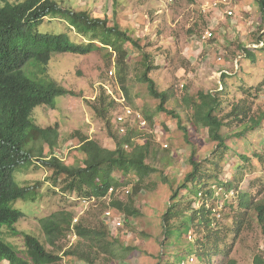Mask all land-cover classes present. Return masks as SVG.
Here are the masks:
<instances>
[{
  "label": "rangeland",
  "instance_id": "rangeland-1",
  "mask_svg": "<svg viewBox=\"0 0 264 264\" xmlns=\"http://www.w3.org/2000/svg\"><path fill=\"white\" fill-rule=\"evenodd\" d=\"M57 1L76 10L86 9L92 16L106 19L109 25L118 24L138 40L139 46L130 41L124 43L128 54L123 71H118L116 53H111L114 49L110 46L98 49L95 44L94 51L88 54L65 52L52 56L47 75L69 89L70 93L57 97L56 107L40 105L33 114L38 125L47 127L58 123V146L54 154L66 164L82 162L84 154L78 148L80 137L74 134L76 131L99 140L104 146H115L109 136L106 120L97 115L91 106L102 88L116 100L109 113L113 131L117 132L119 127L116 117L122 115L127 107L134 111V115L136 112L144 116L154 114L153 124L147 122L143 125L134 117L130 122L142 132L143 135L138 137L141 143L146 141V137L151 138L152 149L147 162L156 171L143 179L131 173L129 184L118 190V196L123 200L128 199L127 190H131V195L134 193V206L140 214L128 217L123 211H117V215L124 219V225L115 229L110 224L112 230L107 238H118L121 247L118 245V252L122 255L110 263L101 259L97 264H179L180 257L188 253L196 239V233L191 230L181 240L175 234L167 236L163 214L176 191L178 199L186 192L181 184L186 182V175L192 171L191 157L205 166L213 167L205 159L218 145L210 138L206 127L192 125V109L185 98L196 97L199 92H211L223 102L222 110L218 113L230 123L223 127L230 150L227 160L223 162V170L216 172L219 180H229L236 175L239 167L246 168L235 190L226 191L224 188L219 192V200L212 201L216 204L223 201L217 217L232 227L236 225L232 218L239 213L236 211L239 194L248 191L254 197L263 196L264 118L260 126L253 128L252 117L264 113V45L262 49L260 42L264 41V14L256 0H230L218 9L216 0ZM2 4L3 0H0V6ZM228 9H232L234 14L227 15L225 10ZM209 25L215 27V36L203 41L201 35ZM41 30L66 32L71 39L88 43L87 38L69 28L62 20L46 19ZM255 44L260 48H255ZM246 48L254 51L256 60L245 56ZM151 61L153 68L150 75L159 90L171 92L172 96L165 106L180 113L182 124L189 131L188 138L177 118L157 112L160 99L153 97L148 84L141 80L148 66L152 65ZM235 106L236 110L246 107L245 113L237 116L233 109ZM44 151L45 155L50 156L47 145H44ZM210 172L215 174L214 171ZM52 175L49 167L37 161L15 172L19 184L37 190L35 199H19L12 203L23 211L24 216L13 225L15 232L3 225V237L24 254L26 246L23 234L30 233L37 236L49 251L62 257L54 264H89L65 251L76 244L84 249L87 244L89 247L85 246L86 249L92 248V256H96L102 253L99 247L89 245L71 230L58 234L51 241L43 221L52 215H59L61 211H69L87 225L100 227L104 212L110 207V197L102 201L84 202L76 193L63 192L60 182L55 186ZM115 175L124 180L121 173L116 171ZM137 187L139 191L136 194ZM229 203H233V209ZM176 221L173 220V224ZM256 254L264 257V231L251 211L250 220L236 242L231 259L235 261L234 264H254ZM187 257L194 259L188 264H229L222 262L221 254H213L212 263L199 261L195 254ZM0 264L9 263L5 260Z\"/></svg>",
  "mask_w": 264,
  "mask_h": 264
},
{
  "label": "trees",
  "instance_id": "trees-1",
  "mask_svg": "<svg viewBox=\"0 0 264 264\" xmlns=\"http://www.w3.org/2000/svg\"><path fill=\"white\" fill-rule=\"evenodd\" d=\"M256 1L264 14V0ZM53 18L66 22L69 28L87 38L88 43L77 42L66 32L41 30L44 21ZM128 41L136 47L139 46L138 40L127 30L118 24L109 25L106 19L94 17L86 9L76 10L63 6L57 0H3L0 6V263L6 260L9 264H54L62 258L58 253L49 251L35 235L23 234L26 246L24 254L3 237L2 226L8 225V228L15 232L13 225L24 216L23 211L15 208L12 203L19 199H35L37 190L19 184L15 172L36 161L51 169L54 185L57 186L60 182L63 192L76 193L77 197L88 202L102 201L109 196V208L123 211L128 217L140 214L134 206V193L131 195L129 190L128 199L123 200L118 196V190L129 184L131 173L143 179L156 171V168L147 162L152 149L151 138L146 137V141L141 143L138 137L143 134L138 127L132 126L130 118L119 125L117 132L112 130L109 113L116 102L112 94L108 95L106 89L102 88L91 106L97 115L106 120L109 136L114 140L115 146H104L99 140L76 131L74 134L80 137L78 148L84 154L80 164H66L54 154V149L58 146V123L47 127L38 125L33 114L40 105L56 107L57 97L70 93L69 89L47 75V66L54 54H88L94 51L95 44L98 49L110 46L114 49L111 53H116L118 71H123L128 54L124 43ZM260 42L264 45V41ZM99 43L103 47L99 46ZM244 53L250 59L256 60L251 49H244ZM151 62L152 65L148 66L141 80L148 84L150 94L160 99L157 112L177 118L188 138L189 131L187 126L182 124L180 113L165 106L172 94L170 91L158 89L155 79L150 75L153 68V61ZM223 76L227 77L226 74ZM123 86L127 92L125 85ZM185 100L192 109V125L206 127L210 138L217 141L218 145L211 156L205 159L213 167L205 166L191 157L192 171L186 175V182L181 184L186 192L178 199L176 191L163 214L165 234H175L178 240H181L182 236L191 230L196 233V239L191 243L188 253L180 257L179 264L189 254H195L199 261L210 263L213 254H221L223 263L234 264L231 254L250 220L251 211L255 213L264 231V186L261 198L254 197L248 191L239 194L236 209L239 213L236 218H232L236 225L230 227L217 217L218 208L223 207V201H218L217 204L212 201L219 200V192L224 188L226 191L235 190L246 168L239 167L236 175L229 180H219V174L216 172L223 170V162L227 160L230 150L223 131V127L230 123L218 113L223 102L218 95L211 92H199L196 97ZM233 109L237 116H241L246 107L236 110L235 106ZM142 116L146 124L154 123L153 113ZM263 118L264 113L256 118L252 117L254 125L251 126H260ZM122 126L125 128L124 132L120 131ZM44 145L49 147L50 156L45 155ZM255 155L262 159L259 154ZM116 171L121 173L124 180L115 175ZM136 189L137 194L139 189ZM229 206L232 209L234 207L233 203H229ZM73 218V213L61 211L59 215L45 219L44 228L50 240L58 234H64L66 230H71ZM173 220H177L175 224ZM100 223V227H92L79 218V222L73 226V231L80 239L89 242V245L99 247L101 254L92 256V248L87 250V244L84 249L80 248L79 244L73 248L69 247V250L65 251L66 254L78 256L89 264H97L101 259L110 263L120 258L122 253L118 252V238H107L111 231L108 222L104 218ZM123 248L125 249L124 246ZM127 249L130 250V247ZM254 264H264V257L256 254Z\"/></svg>",
  "mask_w": 264,
  "mask_h": 264
},
{
  "label": "built area",
  "instance_id": "built-area-1",
  "mask_svg": "<svg viewBox=\"0 0 264 264\" xmlns=\"http://www.w3.org/2000/svg\"><path fill=\"white\" fill-rule=\"evenodd\" d=\"M229 1L230 0H216L215 4L217 5V9L222 4H228ZM225 13L231 16L234 14V11L232 9H228V10H225ZM214 36H215V27L209 25V27L201 35V39L203 41H206V40H210ZM261 44L263 45V42H261ZM255 47H259V45L255 44ZM133 117H134V120L138 121L139 123H142L143 125H146V120H144L142 114H140L139 112H136V115H134V111L129 107L126 108L125 112L122 115L117 116V121L120 124H122L126 119H129V118L131 119ZM120 130L121 132H124L125 128L122 126ZM127 192H129V190H127ZM105 216L107 217L108 221L110 222L111 225H113L115 229L121 228L123 226L124 219H122L121 216L116 215L113 210L111 209L106 210ZM192 261H194L193 258H186V259H183L180 262V264H188L189 262H192Z\"/></svg>",
  "mask_w": 264,
  "mask_h": 264
},
{
  "label": "clouds",
  "instance_id": "clouds-1",
  "mask_svg": "<svg viewBox=\"0 0 264 264\" xmlns=\"http://www.w3.org/2000/svg\"><path fill=\"white\" fill-rule=\"evenodd\" d=\"M116 121H117V117H116ZM117 124L118 125H120V123L117 121ZM121 129V128H120ZM121 131V130H120ZM84 202H87L88 203V200H86V199H82ZM19 209V208H18ZM109 209H111V210H113L114 212H115V214L117 215V210H115V209H112V208H109ZM108 210V209H107ZM118 213H121L120 211H118ZM104 218H105V220L108 222V225H109V228H110V222L108 221V219H107V217L105 216V212H104ZM77 222H79V219H77V218H75V215H74V218H73V221H72V229H71V231H73L74 230V228H73V226H74V224L75 223H77ZM123 225H124V223H123ZM113 226V225H112ZM7 227H8V225H7ZM119 229V228H118ZM11 230V229H10ZM110 230H112L111 228H110ZM74 232V231H73ZM75 233V232H74ZM25 234V233H24ZM30 234V233H29ZM33 235V234H32ZM49 235V234H48ZM75 235H77L76 233H75ZM52 236V235H51ZM37 237V236H36ZM38 238V237H37ZM39 239V238H38ZM50 239V238H49ZM40 240V239H39ZM8 241V240H7ZM41 241V240H40ZM9 242V241H8ZM42 242V241H41ZM11 243V242H10ZM43 243V242H42ZM44 244V243H43ZM45 245V244H44ZM46 246V245H45Z\"/></svg>",
  "mask_w": 264,
  "mask_h": 264
}]
</instances>
